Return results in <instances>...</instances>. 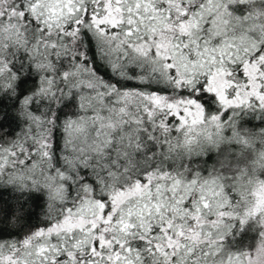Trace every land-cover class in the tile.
<instances>
[{
    "label": "snow or ice",
    "instance_id": "snow-or-ice-1",
    "mask_svg": "<svg viewBox=\"0 0 264 264\" xmlns=\"http://www.w3.org/2000/svg\"><path fill=\"white\" fill-rule=\"evenodd\" d=\"M0 264H264V0H0Z\"/></svg>",
    "mask_w": 264,
    "mask_h": 264
}]
</instances>
